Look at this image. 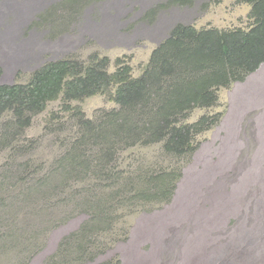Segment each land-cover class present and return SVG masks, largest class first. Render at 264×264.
Listing matches in <instances>:
<instances>
[{
  "label": "rangeland",
  "instance_id": "obj_1",
  "mask_svg": "<svg viewBox=\"0 0 264 264\" xmlns=\"http://www.w3.org/2000/svg\"><path fill=\"white\" fill-rule=\"evenodd\" d=\"M167 2L0 0V85L27 83L46 62L88 63L93 54L108 57L113 71L116 59L124 58L139 77L178 23L220 30H248L253 24L251 5L240 0H197L188 7ZM71 106L92 120L118 107L104 95ZM217 114L220 123L195 137L192 156L165 155L160 144L122 155L124 170L182 171V178L170 203L114 212L117 242L81 264H264V64L244 82L221 89L215 107L193 110L184 123ZM8 119L0 118V126ZM76 123L61 99L49 103L26 130L24 144L37 147L29 156L54 162L76 136ZM8 159L0 155V175ZM87 219L82 213L62 221L0 264H49L63 238Z\"/></svg>",
  "mask_w": 264,
  "mask_h": 264
},
{
  "label": "trees",
  "instance_id": "obj_2",
  "mask_svg": "<svg viewBox=\"0 0 264 264\" xmlns=\"http://www.w3.org/2000/svg\"><path fill=\"white\" fill-rule=\"evenodd\" d=\"M196 1L168 0L167 5L188 7ZM240 2L251 5L248 30L178 23L139 77L124 58L116 59L113 71L108 57L93 54L88 63L49 61L27 83L0 85V118L9 117L0 126V155L10 156L0 175V261L21 255L23 243L37 242L82 213L88 219L63 238L49 264L93 261L117 242L114 212L173 200L182 171L124 170L122 155L160 144L165 155L192 156L195 137L220 123L221 114L184 121L195 109L215 107L221 89L244 82L264 64V0ZM96 95L118 107L92 120L71 106ZM59 99L73 112L78 131L48 164L29 156L37 147L24 144L25 134L33 118ZM63 210L66 214L55 216Z\"/></svg>",
  "mask_w": 264,
  "mask_h": 264
}]
</instances>
